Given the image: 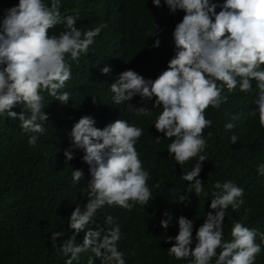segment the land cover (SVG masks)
<instances>
[{
	"label": "clouds",
	"instance_id": "9594fccd",
	"mask_svg": "<svg viewBox=\"0 0 264 264\" xmlns=\"http://www.w3.org/2000/svg\"><path fill=\"white\" fill-rule=\"evenodd\" d=\"M88 2L96 15H101L108 4V0ZM152 4L160 8L162 0H152ZM163 5L169 14L184 13L172 32L173 57L154 80L132 69L119 73L110 84L113 104H126L127 111L137 119L151 118L153 109H161L153 124L163 134L155 138L157 143L162 139L171 141L168 155L181 169L196 161L190 171H181L180 179L187 182V188L183 194H179L181 189L175 190V203L190 206L193 193L198 199L211 197L212 211L206 213L203 224L196 229L194 247V221L181 215L177 220L178 234L165 239L172 244L168 255L187 264H256L257 256L264 251V232L236 221L230 240L225 239L224 233L226 210L230 206L236 211L244 203V188L232 180L216 181L212 185L215 191L209 194L198 177L203 162L208 161L202 153L213 136L211 131L205 136V129L213 125L206 117L209 108L219 109L237 90L251 93L255 81L256 107L249 115L258 116L259 126L264 128V0H163ZM77 15L65 14L61 0H19L4 10L0 20V117L18 120L22 132L30 134L31 147L47 130L49 115L45 109L49 102L54 99L68 103L71 96L64 89L72 79L73 63L89 54L96 37L108 27L107 23H100L81 31L76 27ZM58 25L64 30L49 35ZM155 28L148 35L157 37L151 48L161 44L156 23ZM111 71L110 66L100 68L103 75ZM45 94L51 97L47 102ZM136 96L141 105L153 102L152 108L128 103ZM97 98L92 96L94 105ZM105 103L98 113L84 115L74 124L71 146L64 150L65 163L74 158V149L82 150V161L89 166L85 174L90 176L87 186L81 188L87 202L71 212L68 224L72 235L59 247V252L67 257L65 264L78 262L85 252L92 253L87 264H94L93 257L99 258L100 264H126L125 252L119 250L122 232L116 219L105 216V225H114L107 229L97 225V230H92L89 226L96 223L98 211L106 206L131 212L137 205H147L153 197L148 183L150 171L145 169L136 148L143 128L128 120L104 121ZM17 105L21 106L20 112L12 110ZM230 115L231 120L224 124L228 131L236 127L234 122L243 114ZM238 139L233 134L230 143L235 144ZM257 173L264 176V163L257 165ZM82 180L83 170L73 169V186ZM163 216L160 226L167 232L173 216L168 211ZM81 232L83 243L78 244L76 235ZM64 235L63 230L53 231L52 245Z\"/></svg>",
	"mask_w": 264,
	"mask_h": 264
},
{
	"label": "trees",
	"instance_id": "16d2710c",
	"mask_svg": "<svg viewBox=\"0 0 264 264\" xmlns=\"http://www.w3.org/2000/svg\"><path fill=\"white\" fill-rule=\"evenodd\" d=\"M18 2L0 0V20L4 10ZM61 2L65 14H78L76 27L81 31L100 23H107L108 27L96 37L89 54L82 56L79 63H73L72 79L64 89L71 96L68 103L54 99L49 102L45 109L49 115L47 130L36 146H29L30 134L22 132L18 120L0 117V264H65L67 257L59 252V247L72 235L68 224L71 212L87 202L81 188L87 186L90 176L85 174L89 166L82 161L83 151L74 149V158L65 163L64 150L71 146L70 132L74 124L84 115L98 113L105 102L104 121L128 120L143 128L144 134L136 148L145 169L150 171L148 183L153 197L147 205H137L131 212L106 206L98 211L96 223L89 227L92 230H97V225L106 229L113 227L104 223L106 215L113 216L121 226L119 250L125 252L126 264H187L168 255L167 249L172 244L165 239L178 234L177 220L183 215L194 221V247L195 231L203 224L206 213L212 211L210 195L206 200L191 194L192 203L188 207L175 203V190L179 188V194H183L187 188V182L180 179L181 171H190L196 161H190L181 169L168 155L167 145L171 141L162 139L157 143L155 138L163 134L158 133L153 124L161 109H153L151 118L137 119L127 111L126 104L114 105L110 92V84L127 69L153 80L166 69L174 55L172 32L184 13L169 14L163 0L160 8L155 7L152 0H108L101 15L90 10L88 0ZM214 2L223 3V0ZM155 23L163 29L162 32L158 29L159 48H151L157 37H148L149 32H155ZM63 30V26L58 25L49 35H58ZM104 66L111 67L110 74H101L100 68ZM252 84L251 93L237 90L227 103L219 109L209 108L206 114L213 125L205 129V136L209 131L213 136L202 153L208 156V161L203 162L198 177L204 181L205 192L215 191L212 185L216 181L232 180L244 188V203L236 211L230 206L226 210L223 226L227 240L231 239V228L236 221L264 232V176L257 173V165L264 163V128L259 126L258 116L249 115L256 107L258 91L256 82ZM92 96L98 97L95 105ZM50 99L46 95V102ZM128 103L151 109L153 102L141 105L140 97L136 96ZM12 110L20 112L22 109L17 105ZM236 113L243 114L241 119L234 122V129L226 130L224 124L231 120L230 114ZM233 134L239 137L235 144L230 143ZM73 169L84 172V180L77 186L71 181ZM157 184L159 187H154ZM165 211L173 216L167 232L160 226ZM61 230L65 235L52 245V232ZM83 236V232L76 235L78 244L83 243ZM90 256L91 252L82 253L80 260L73 264H87ZM93 260L94 264H100L99 258L93 257ZM256 264H264V251L257 256Z\"/></svg>",
	"mask_w": 264,
	"mask_h": 264
}]
</instances>
